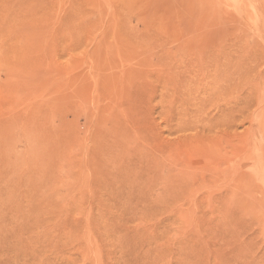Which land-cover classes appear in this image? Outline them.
Listing matches in <instances>:
<instances>
[{
  "label": "rangeland",
  "instance_id": "obj_1",
  "mask_svg": "<svg viewBox=\"0 0 264 264\" xmlns=\"http://www.w3.org/2000/svg\"><path fill=\"white\" fill-rule=\"evenodd\" d=\"M0 264H264V0H0Z\"/></svg>",
  "mask_w": 264,
  "mask_h": 264
}]
</instances>
